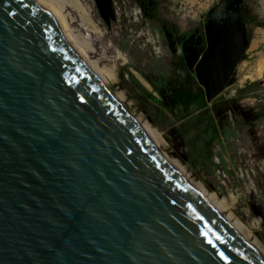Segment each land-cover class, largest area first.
Returning a JSON list of instances; mask_svg holds the SVG:
<instances>
[{"label": "water", "instance_id": "water-1", "mask_svg": "<svg viewBox=\"0 0 264 264\" xmlns=\"http://www.w3.org/2000/svg\"><path fill=\"white\" fill-rule=\"evenodd\" d=\"M224 37L207 89L245 50ZM0 264H264L35 0H0Z\"/></svg>", "mask_w": 264, "mask_h": 264}, {"label": "rangeland", "instance_id": "rangeland-1", "mask_svg": "<svg viewBox=\"0 0 264 264\" xmlns=\"http://www.w3.org/2000/svg\"><path fill=\"white\" fill-rule=\"evenodd\" d=\"M220 1L147 0L157 14L148 19L137 0H88L84 5L92 6L100 39L94 42L96 53L81 58L95 63L121 52L127 63L116 69L117 81L96 74L131 113L160 132L168 145L160 144L166 158L180 163L208 196L220 203L227 200L224 215L240 219L264 243V77L249 78L264 60V27L251 31L253 42L243 44L241 60L208 89L200 86L193 69L177 63L184 52L180 39ZM259 2L264 12V0ZM253 3L235 1L251 15ZM258 16L254 12L253 18ZM84 36L91 39L85 32ZM256 41L260 42L254 48ZM176 84L190 85L194 94L202 88L203 102L185 104L171 98ZM230 105L238 106L239 114Z\"/></svg>", "mask_w": 264, "mask_h": 264}, {"label": "bare ground", "instance_id": "bare-ground-1", "mask_svg": "<svg viewBox=\"0 0 264 264\" xmlns=\"http://www.w3.org/2000/svg\"><path fill=\"white\" fill-rule=\"evenodd\" d=\"M35 1L41 8L45 9L53 16L65 40L70 44V46L74 49V51L78 54L80 58H81V54L83 56H88L96 53L94 42L97 43L99 42L100 31L95 25L94 21L92 20V14H91L92 6H90V4L89 6L84 5V4H88V0H84V1L83 0H35ZM84 32L89 34V36H91V39L88 40L84 36ZM259 42L260 41H256L253 47L254 48L257 47ZM114 56H115L114 58L109 57V59L101 58L95 63H86V65L97 77L99 76L96 73H99L109 81L115 82L117 81V74L115 72L116 69L119 66L126 64L127 60L123 56H121V52H118V54H116L115 52ZM101 57H104V55H102ZM260 60L262 59L260 58ZM262 77H264V60H262L258 64L256 71L253 74H251L249 78L256 80V79H261ZM100 79L104 82L102 78ZM116 99L118 100V98ZM131 115L135 118L137 123L145 131V133L148 135V137L151 139L154 145L158 148V150L161 152L164 158L168 161V163L178 173H180L190 183V185H192L196 190H198L210 202V204L222 216L226 224L246 244L252 247L260 256L264 258V243L261 242L257 237H253V233L251 232V230L247 226H245L240 219L237 218L236 220L232 221V219L229 216L227 217L224 215V210L229 208V207L226 208L227 207L226 205L228 203L227 200L224 202L225 204L220 203L217 201L216 199L217 197L208 196L199 185L192 183L190 179L185 175L184 169L183 167H181L180 163L176 161L173 162L170 161L160 150V144H163L164 146L167 145L165 141L162 139L160 132L152 125H150L148 122H146L142 116L136 117L135 114L133 113H131Z\"/></svg>", "mask_w": 264, "mask_h": 264}, {"label": "flooded vegetation", "instance_id": "flooded-vegetation-1", "mask_svg": "<svg viewBox=\"0 0 264 264\" xmlns=\"http://www.w3.org/2000/svg\"><path fill=\"white\" fill-rule=\"evenodd\" d=\"M216 13L217 12L215 11H209L202 22L191 33H187L181 39L179 38V44L181 45L184 52H182V57L177 58V63H179V66L184 65L186 69H193L195 75L196 66L199 60L209 48V40L214 41L218 37L224 36L223 34L221 35V33L225 31L226 27L223 25V21L218 18ZM239 19L246 27L244 29V42L239 43L238 41H231L237 50H239L243 44L245 45V43L249 41V25L252 22L251 19L247 18L246 14L243 13L239 15ZM243 55L244 53L242 54V57Z\"/></svg>", "mask_w": 264, "mask_h": 264}, {"label": "crops", "instance_id": "crops-1", "mask_svg": "<svg viewBox=\"0 0 264 264\" xmlns=\"http://www.w3.org/2000/svg\"><path fill=\"white\" fill-rule=\"evenodd\" d=\"M235 1L236 0H221L220 2L216 3V5L213 6L210 11L217 12L216 15H218V18L221 21H223V25L226 27V29L223 33H221V35L222 34L225 35L224 39L226 41H234V42L238 41L239 43L244 42V39H245L244 29L246 27L243 24V22L239 19V15L242 13L246 14L247 18L251 19L252 21L249 25L250 38L248 41L249 43H251V41L253 42L252 40L253 38L251 37V31L255 32L257 30H262L263 29L262 27H264V12L260 11L261 4L259 0H254V3L251 8L253 9L255 13L257 12L259 16L258 18H253L254 12L251 15L250 12L245 10L244 8H241V9L238 8L235 5ZM260 46L264 47V43H262V45ZM243 53H245V50ZM198 91L199 92L197 94H199L200 91H203V90L202 88H199Z\"/></svg>", "mask_w": 264, "mask_h": 264}, {"label": "trees", "instance_id": "trees-1", "mask_svg": "<svg viewBox=\"0 0 264 264\" xmlns=\"http://www.w3.org/2000/svg\"><path fill=\"white\" fill-rule=\"evenodd\" d=\"M137 4L141 8L144 17H146L148 19H153L157 16L155 7H151L148 4L147 0H142V1L137 0ZM170 95H171L170 97L174 98L176 101H180V102L182 101L183 103L186 104V103L198 102V101L203 102L204 91H200L199 94H194L192 89L190 88V85L183 87V86H179L176 84L170 90ZM225 104H227V105L231 104L232 105V104H234V102L227 101ZM231 105L229 107H232ZM239 111H240V109L238 106L235 105L234 107H232V112L234 114H239Z\"/></svg>", "mask_w": 264, "mask_h": 264}]
</instances>
